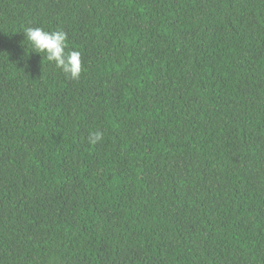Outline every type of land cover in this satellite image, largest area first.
Listing matches in <instances>:
<instances>
[{
  "label": "trees",
  "instance_id": "trees-1",
  "mask_svg": "<svg viewBox=\"0 0 264 264\" xmlns=\"http://www.w3.org/2000/svg\"><path fill=\"white\" fill-rule=\"evenodd\" d=\"M0 264H264V0H0Z\"/></svg>",
  "mask_w": 264,
  "mask_h": 264
},
{
  "label": "clouds",
  "instance_id": "clouds-1",
  "mask_svg": "<svg viewBox=\"0 0 264 264\" xmlns=\"http://www.w3.org/2000/svg\"><path fill=\"white\" fill-rule=\"evenodd\" d=\"M25 39L33 51L45 54L49 62H54L56 67L69 78L79 79L82 72L81 53L79 51H66L67 33L63 30L46 31L42 27H26L23 31ZM103 134L99 131L91 132L89 142H99Z\"/></svg>",
  "mask_w": 264,
  "mask_h": 264
}]
</instances>
